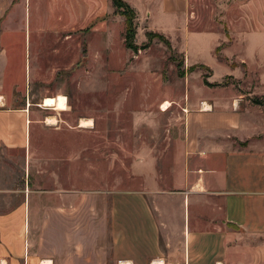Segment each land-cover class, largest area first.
Instances as JSON below:
<instances>
[{
    "label": "crops",
    "instance_id": "obj_1",
    "mask_svg": "<svg viewBox=\"0 0 264 264\" xmlns=\"http://www.w3.org/2000/svg\"><path fill=\"white\" fill-rule=\"evenodd\" d=\"M122 1L147 30H182L185 65L208 68L206 82L218 85L203 83V95L188 99L174 188L158 191L146 174L135 191H31L25 167L32 140L36 146L40 135L62 132L55 107L44 101L62 93L46 86L38 63L32 85L24 91L18 85L11 49L21 13L25 18L28 9L37 34L58 36L98 30L94 24L103 23L111 1L0 0V154L23 158L14 202L0 199L7 205L0 213V264H264V106L254 103L264 101V9L257 11L254 0H217L215 17L227 33L191 32L193 0ZM219 47L221 56L214 53ZM217 65L218 82L211 68Z\"/></svg>",
    "mask_w": 264,
    "mask_h": 264
},
{
    "label": "rangeland",
    "instance_id": "obj_2",
    "mask_svg": "<svg viewBox=\"0 0 264 264\" xmlns=\"http://www.w3.org/2000/svg\"><path fill=\"white\" fill-rule=\"evenodd\" d=\"M193 2L197 19L191 21V29L196 30L189 31L227 33L223 21L215 17L217 0ZM254 8L262 11L264 2L254 0ZM26 13L25 18L21 13L12 35L15 79L24 91L32 85L38 63L46 86L59 87L62 93L52 98L61 135H40L36 146L32 140L25 167L31 191H135L143 188L146 174L155 179L158 191H171L173 174L181 167L184 109L188 99L203 95V76L211 74L204 66L185 65L179 50L183 31L147 30L135 16L132 42L139 50L133 52L124 45V18L112 4L103 23L94 24L98 30H64L58 36L53 31L37 34L28 9ZM252 20L257 23V18ZM148 33L163 36L171 50L158 37L148 40ZM220 49L215 55L221 56ZM197 51V47L192 50ZM50 62L58 63L48 72ZM218 67L211 66L217 82L223 75ZM248 88L242 84L243 91ZM164 102L171 105L167 111L161 110ZM83 120H90L92 127H80ZM22 159V155L0 154L1 200L14 202L10 193L22 185ZM6 206L0 205V213L6 212Z\"/></svg>",
    "mask_w": 264,
    "mask_h": 264
},
{
    "label": "trees",
    "instance_id": "obj_3",
    "mask_svg": "<svg viewBox=\"0 0 264 264\" xmlns=\"http://www.w3.org/2000/svg\"><path fill=\"white\" fill-rule=\"evenodd\" d=\"M110 1H111L112 6L114 7V9H116V11L119 13V15H121L124 18V29H125L124 45H125V47L127 49H130L133 52H137L139 49L137 48V46L133 45V42H132V39H133L132 26H133V21L136 18L135 12L122 0H110ZM153 37H158L159 39H162L164 41V44L167 47V49L169 51L171 50V46H170L169 42L164 40L163 36H160L158 34H152V33L147 34L148 40H150ZM149 43H150V41H148V43L145 46H143V48L146 49L148 47ZM205 69L208 70V68H205ZM205 79H206V76H203L204 85H206L208 87L218 86V85H213V84L207 83ZM254 103L261 105V106H264V101L254 100Z\"/></svg>",
    "mask_w": 264,
    "mask_h": 264
},
{
    "label": "bare ground",
    "instance_id": "obj_4",
    "mask_svg": "<svg viewBox=\"0 0 264 264\" xmlns=\"http://www.w3.org/2000/svg\"><path fill=\"white\" fill-rule=\"evenodd\" d=\"M55 101L52 98H47L44 101V107L50 108V107H54ZM171 105L168 102H164L161 106V110L162 111H167L169 109ZM203 108L205 109L206 106H203ZM47 122L49 123V125H53L55 124V121L53 119H47ZM79 126L82 128H90L92 127V122L90 120H83L79 122Z\"/></svg>",
    "mask_w": 264,
    "mask_h": 264
}]
</instances>
